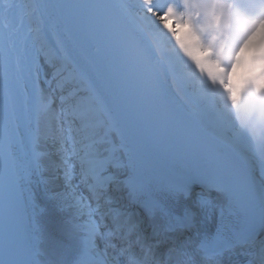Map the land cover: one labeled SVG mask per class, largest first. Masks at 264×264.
I'll return each mask as SVG.
<instances>
[{
	"label": "snow or ice",
	"instance_id": "snow-or-ice-1",
	"mask_svg": "<svg viewBox=\"0 0 264 264\" xmlns=\"http://www.w3.org/2000/svg\"><path fill=\"white\" fill-rule=\"evenodd\" d=\"M0 38V264H264V0H0Z\"/></svg>",
	"mask_w": 264,
	"mask_h": 264
},
{
	"label": "clouds",
	"instance_id": "clouds-1",
	"mask_svg": "<svg viewBox=\"0 0 264 264\" xmlns=\"http://www.w3.org/2000/svg\"><path fill=\"white\" fill-rule=\"evenodd\" d=\"M202 38L204 39V42H205V43H207L208 40H209V37H208V35H207L206 32L202 34Z\"/></svg>",
	"mask_w": 264,
	"mask_h": 264
},
{
	"label": "bare ground",
	"instance_id": "bare-ground-1",
	"mask_svg": "<svg viewBox=\"0 0 264 264\" xmlns=\"http://www.w3.org/2000/svg\"><path fill=\"white\" fill-rule=\"evenodd\" d=\"M2 43H3V42H2V38H0V46H2Z\"/></svg>",
	"mask_w": 264,
	"mask_h": 264
}]
</instances>
